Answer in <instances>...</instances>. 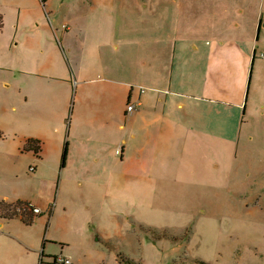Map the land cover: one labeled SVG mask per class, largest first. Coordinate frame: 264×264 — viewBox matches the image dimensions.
Here are the masks:
<instances>
[{"label": "crops", "instance_id": "obj_1", "mask_svg": "<svg viewBox=\"0 0 264 264\" xmlns=\"http://www.w3.org/2000/svg\"><path fill=\"white\" fill-rule=\"evenodd\" d=\"M87 2L78 41L71 44L72 28L62 27L65 32L58 47L73 58L72 81L62 82L70 91L77 84L78 104L118 106L111 107L110 115L79 112L57 117L56 132L65 135L68 150L61 179L84 178L101 186L103 195L108 186L107 194L118 201L126 197L168 205H176L179 199L171 191L184 186L194 190L201 183L214 185V175L203 168V162L211 167L221 145L233 141L230 136L245 123L241 112L251 64L260 54L264 57V0ZM54 34L49 33L50 50L57 49L55 30ZM7 69H2L9 74L3 89L9 105L11 72H20ZM26 93L41 102L34 91ZM130 102L137 107L127 113ZM0 131L8 133L2 126ZM29 140L35 138L25 140L23 154L33 155L35 151L25 150ZM39 142L41 152L34 154L39 167H31V172L41 181L48 144ZM114 148L122 150V155L118 150L115 156L110 154ZM59 152V157L65 155ZM29 202L0 196V205ZM46 205L44 200L33 204L42 212ZM18 218L5 217L0 211V264H15L2 252L7 238L39 254L38 248L13 232L16 225L31 226L21 217V224L14 221ZM48 244L57 243L46 240L44 249ZM43 255L44 250L40 264Z\"/></svg>", "mask_w": 264, "mask_h": 264}, {"label": "rangeland", "instance_id": "obj_2", "mask_svg": "<svg viewBox=\"0 0 264 264\" xmlns=\"http://www.w3.org/2000/svg\"><path fill=\"white\" fill-rule=\"evenodd\" d=\"M44 1L0 0L4 18L0 29V126L8 132L0 131V196L28 199L35 205L47 201L44 214L30 227L16 225L13 229L38 248L39 254L7 238L2 252L9 261L40 264L44 250V264H57L52 258L55 255L71 264H264L262 54L251 64L241 112L245 123L230 136L233 141L221 145V154L211 167L203 162V168L214 175V185L201 183L194 190L184 186L171 191L179 198L176 205L126 197L118 201L107 194L108 186L103 195L101 186L84 178L61 179L63 154L59 157V149L64 153L66 143L65 135L56 132L57 117L79 112L110 115L111 107L118 105L78 104L77 84L73 82L70 91L62 82L66 78L72 81L73 60L58 47L63 42L62 27L72 28L71 44L78 41L87 0ZM49 33L54 35L57 49H49ZM10 67L21 74L11 72L7 105L3 85L9 74L3 70ZM34 72L38 78L29 74ZM27 89L41 97V102L28 96ZM29 138L48 144L41 181L31 172V167H39V159L35 153L23 154ZM117 150L109 153L115 156ZM14 221L22 222L20 217ZM46 240L57 244L44 249Z\"/></svg>", "mask_w": 264, "mask_h": 264}, {"label": "trees", "instance_id": "obj_3", "mask_svg": "<svg viewBox=\"0 0 264 264\" xmlns=\"http://www.w3.org/2000/svg\"><path fill=\"white\" fill-rule=\"evenodd\" d=\"M46 2V0L44 1ZM3 16L0 15V28H3ZM0 138H2V135L0 134ZM26 151L28 150H32V151H35L36 154H40L41 152V143L39 141H35V140H29L28 143H27V147L25 148ZM67 147H66V150H65V155H63V165L65 164V157L67 155ZM22 204H25V203H16V204H13V205H4V204H1L0 205V211L2 212V215L4 214L5 217H8V218H14V217H19L16 215V212L14 210V207L17 206V205H22ZM36 217L37 216H34L33 214H30L29 216L26 217V219H23V222L27 225V226H30L32 225V223L35 222L36 220ZM43 257L44 255L42 256V260H41V264H43Z\"/></svg>", "mask_w": 264, "mask_h": 264}, {"label": "built area", "instance_id": "obj_4", "mask_svg": "<svg viewBox=\"0 0 264 264\" xmlns=\"http://www.w3.org/2000/svg\"><path fill=\"white\" fill-rule=\"evenodd\" d=\"M137 105L133 102H130L127 106V113L133 112L136 110ZM118 154L121 156L122 155V150H118ZM33 170V168H32ZM14 210L16 212V215L21 217L22 219H26L27 216L30 214H33L34 216H40L42 215V210L38 209L33 206L32 203H25L22 205H17L14 207ZM56 263L58 264H71L69 261H66L63 258H58L56 259Z\"/></svg>", "mask_w": 264, "mask_h": 264}]
</instances>
